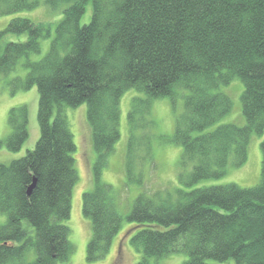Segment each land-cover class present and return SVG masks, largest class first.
<instances>
[{
    "label": "trees",
    "instance_id": "trees-1",
    "mask_svg": "<svg viewBox=\"0 0 264 264\" xmlns=\"http://www.w3.org/2000/svg\"><path fill=\"white\" fill-rule=\"evenodd\" d=\"M46 2L65 8L54 26L18 16L38 8V0H0V18L12 17L0 31V79L12 93L35 87L40 133L33 151L0 164V264H62L72 253L65 222L76 147L63 106L87 108L96 158L92 190L81 202L91 223L85 255L92 264L108 255L122 218L112 188L100 180L120 139L119 105L130 90L144 96L129 105L124 168L125 185L140 191L126 217L138 264L180 254L183 264H264V0ZM89 5L90 22L82 25ZM45 40L47 52L31 59ZM21 60L22 74L13 75ZM236 80L244 87V125L220 124L231 101L214 91ZM179 91L189 95L166 141L181 148L178 187H152L146 182L155 171L152 102L169 99L175 107ZM27 120L25 106L9 111L10 133L0 142L7 153L28 139ZM255 136L261 153L255 187L198 188L221 180L229 166L245 165Z\"/></svg>",
    "mask_w": 264,
    "mask_h": 264
},
{
    "label": "rangeland",
    "instance_id": "rangeland-1",
    "mask_svg": "<svg viewBox=\"0 0 264 264\" xmlns=\"http://www.w3.org/2000/svg\"><path fill=\"white\" fill-rule=\"evenodd\" d=\"M47 0H38V8L19 14L18 16L28 19L34 24H49L54 26L63 17L62 4L55 8L48 7ZM92 8L89 5L81 19V24L86 25L90 22ZM12 17L4 16L0 18V31H2ZM52 28V27H51ZM52 31V30H51ZM52 35V34H51ZM11 36L5 37L9 41ZM16 37H13L15 39ZM49 40L42 42L41 55L31 57L38 59L44 56L48 50ZM23 61L19 62L18 69L13 75L22 74L20 68ZM18 73V74H17ZM12 76L10 79L14 78ZM7 82L0 79V142L7 138L10 133L8 127V115L12 108L25 106L28 113V139L24 141L20 151L16 153H7L5 147L0 146V164H8L13 160L24 157L28 152L35 149L36 141L39 140L40 133L37 124L38 95L34 88L25 92H11ZM244 87L238 81L231 82L230 85L220 87L214 93H222L230 98L231 111L221 121L220 124H234L243 126L244 120L241 108V95ZM189 95L186 91H179L176 94V104L172 107L169 99L155 100L152 102L151 118L155 122L153 132V156L155 160V171H151V177H147L146 182L152 187L160 186L162 189H173L178 187L177 182V160L181 153V148L166 143L172 138L175 125V116L183 110V97ZM144 99V96L134 90L124 94L120 101V139L114 147L113 154L108 159V165L104 169L101 182L112 188V193L116 209L122 218V225L119 232L114 237L108 255L93 264H138L141 255L131 245L130 238L133 225L126 220L129 210H131L134 199L139 194V189L134 183L125 185V155L128 140L127 115L130 104L134 98ZM64 118L68 123L69 130L73 136L75 152L72 155L74 167L77 174V181L71 197L70 219L65 222L69 229V243L72 246V253L67 263L62 264H92L86 259L87 246L91 239V223L86 219L82 212V196L92 190V168L95 162V152L92 147L91 128L87 122L86 105H80L75 108L63 106L60 108ZM260 136H255L248 147V160L240 168L229 166L225 176L219 181H209L201 183L198 188H207L219 185H237L241 189L253 188L259 182L261 170ZM158 187V188H160ZM5 217L0 214V225ZM129 231V232H128ZM187 260L185 255H170L159 260H151V264H183ZM207 264H218L215 261H208ZM231 264V262H230Z\"/></svg>",
    "mask_w": 264,
    "mask_h": 264
},
{
    "label": "water",
    "instance_id": "water-1",
    "mask_svg": "<svg viewBox=\"0 0 264 264\" xmlns=\"http://www.w3.org/2000/svg\"><path fill=\"white\" fill-rule=\"evenodd\" d=\"M32 188H33V185L28 189V192H27L28 194H30ZM28 194H27V195H28Z\"/></svg>",
    "mask_w": 264,
    "mask_h": 264
}]
</instances>
